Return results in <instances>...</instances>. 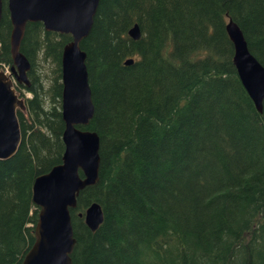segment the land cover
<instances>
[{
    "label": "trees",
    "instance_id": "16d2710c",
    "mask_svg": "<svg viewBox=\"0 0 264 264\" xmlns=\"http://www.w3.org/2000/svg\"><path fill=\"white\" fill-rule=\"evenodd\" d=\"M1 1L3 71L11 27ZM228 20L264 67V0L98 1L80 42L93 115L78 127L98 136V182L69 211L71 264H264V99L256 112L236 76ZM69 41L28 23L20 42L30 68L18 87L29 97L16 111L18 148L0 160V264H21L36 223L32 182L61 163ZM40 61L51 65L46 85ZM91 203L102 212L94 231L78 217Z\"/></svg>",
    "mask_w": 264,
    "mask_h": 264
},
{
    "label": "water",
    "instance_id": "95a60500",
    "mask_svg": "<svg viewBox=\"0 0 264 264\" xmlns=\"http://www.w3.org/2000/svg\"><path fill=\"white\" fill-rule=\"evenodd\" d=\"M99 0H5L10 23L9 53L11 66L0 71V160L13 156L20 143L16 111L25 112L23 99L15 85L28 86L30 65L19 52L28 23H41L45 32L69 35L70 41L60 57V115L63 122L61 163L37 176L31 186V201L37 208L33 243L21 264H71L74 246L69 211L76 207V197L85 187L98 182V136L78 127L88 125L93 105L88 86L85 53L80 42L88 35ZM2 1L0 0V14ZM225 33L232 46V65L236 76L253 104L261 112L264 99V67L248 52L240 29L231 20ZM127 36L136 41L139 28L132 25ZM132 59L124 61L128 66ZM90 231L102 221L98 204L91 203L78 217Z\"/></svg>",
    "mask_w": 264,
    "mask_h": 264
},
{
    "label": "rangeland",
    "instance_id": "374dc122",
    "mask_svg": "<svg viewBox=\"0 0 264 264\" xmlns=\"http://www.w3.org/2000/svg\"><path fill=\"white\" fill-rule=\"evenodd\" d=\"M35 69H36V72H38V76L39 78L42 79V82L44 85L47 84V82L49 81V78H50V70H51V65H50V62L49 61H46V62H37L36 66H35ZM4 70L7 71V68H5ZM8 72V71H7ZM15 92L18 96H20L21 94L23 95V97H29V94L24 92V90L21 88V87H17L15 86ZM21 98V97H20ZM189 126L191 125H183L181 128H180V133L181 132H186V131H189L190 128ZM193 131V130H192ZM177 136V135H175ZM179 136V135H178ZM181 137V136H179Z\"/></svg>",
    "mask_w": 264,
    "mask_h": 264
},
{
    "label": "bare ground",
    "instance_id": "6f19581e",
    "mask_svg": "<svg viewBox=\"0 0 264 264\" xmlns=\"http://www.w3.org/2000/svg\"><path fill=\"white\" fill-rule=\"evenodd\" d=\"M262 109V108H261ZM23 113H25V112H23ZM261 113V112H260Z\"/></svg>",
    "mask_w": 264,
    "mask_h": 264
}]
</instances>
